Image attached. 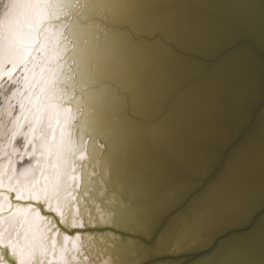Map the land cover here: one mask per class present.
Listing matches in <instances>:
<instances>
[{
	"label": "bare ground",
	"instance_id": "bare-ground-1",
	"mask_svg": "<svg viewBox=\"0 0 264 264\" xmlns=\"http://www.w3.org/2000/svg\"><path fill=\"white\" fill-rule=\"evenodd\" d=\"M128 1L50 0V2L59 5V8L54 10L58 13L59 18L52 21V24L55 25L53 39H55V33L57 32L61 36V45L59 46L61 54L58 60L53 63L63 65V68L60 70L61 86L58 89L62 95L57 99L64 102L73 100V110H71V106H68L66 108H59L60 111L53 113L51 107L54 103H51V100L47 107L40 106L42 114L39 115V123L37 124V106L34 103H29L28 108L31 111L28 114L27 120L21 119V126L16 127V118L20 116V111L17 115L12 112L11 117H9L8 109L9 104L13 106H17L18 104L17 107L20 109L19 101L22 97L19 95L13 97V93L17 89L23 93L24 97L30 94L24 90L23 68L21 66L17 69L20 73L18 74V81L15 80V84L12 85V88L15 89L3 98L4 93L8 94V90L6 89L9 85L1 82L2 80L5 81L4 78L7 76H0V94L2 95H0V136L8 138L9 142H11L5 144L4 142H0V180H3L0 188H11L13 192H21L23 196L22 204L28 200L29 190H37L38 195L36 197L39 200L42 189L46 188V186H48L47 191L49 188L50 190L57 189L59 197L54 201V207L59 208L57 207V200H59V203L62 204V209H59L60 212L63 214V210L66 208V215H63L68 217L66 224L63 225L65 229L57 225V251L59 249V241H62L63 235H68L70 237L68 246L72 247L73 242H75L76 247L79 249L76 264H80L83 257H85L84 264H94L93 258L96 264H139L145 258L146 253L142 252L140 256H136V244H134L133 240L125 239L122 241L119 236L111 232L98 233L97 231H93V233H90L86 229V225L89 223L88 220L91 217V213H95L100 218L101 224L97 225L98 223L92 221V224H89L88 227L105 226L104 223L106 221L103 219V216L107 215V218H109L107 221L110 222L109 225L113 221L116 224L124 222L122 225L123 228L136 227L144 231L149 229V225L154 223L152 218L156 212L155 208L158 205V202H155L152 204V208L146 210L148 213L151 211L152 215H147L145 219L143 212H140L141 215H138L137 209L120 196L122 194L121 189H123L124 191L128 190L130 196L147 197L144 195L145 189L140 188V182H138L139 184L131 182V174L129 175L131 169L128 168L129 154L127 148L121 149V147L127 141L134 143L139 133L141 132L140 134H142V130L146 126H148L146 128L147 134H151L149 140L152 143V137L159 123L158 121L157 127L150 124L145 126L142 124L139 128L133 130L137 122L133 124L134 126H129L131 125L129 121L132 120L127 115V111L133 115H141L139 113L141 110L147 111L146 116L147 114L150 116L152 111L149 108V102L151 101L149 99L150 93L153 98L154 94L158 90L162 91L164 87L166 89L164 94L165 92H169V83L167 81L168 65L165 62H160L159 57H165L164 60H168L173 65V68L175 66L182 68L183 66H179L178 62H175L174 65V59L170 60L167 57L165 53L169 52L168 47H165L166 51L161 56L158 53H154L151 58L150 56H146L147 51L145 50V46L148 44L147 41L133 40L131 36H128V32L120 31L122 28L120 30L119 28H109L107 22L103 23V20L108 21L109 16V20L113 18L125 23H127V19H130V22L133 20L130 27L135 29V4L127 8L129 12H126L123 8V5ZM149 1L152 4L146 8L145 3ZM201 1L203 2L201 3ZM156 2H159L163 6H170L174 0H138L137 7L141 8L140 12L142 14L147 10L151 13L154 10L153 7ZM8 4L9 0H0V15L4 13ZM191 5H196V7L199 5V12L201 13L204 11H212L215 5H213V1L206 2V0H192L190 4L183 1L180 5L179 19L184 23V27L188 26L185 24V19L189 21L190 32H192L190 36H193V39H203L208 28V20H206L208 18L206 16H199V14L194 17L193 14L195 13ZM158 9V12H155L156 14L154 16L149 17L151 20H158L154 21L156 22V24L154 23L155 25L148 23V30L157 28L160 32H165L169 36L173 29L176 30V28H173V24L171 25V22L175 21L177 9ZM131 12L134 14H131ZM67 14L71 16H66ZM93 16H98L101 20L98 18L91 20L90 18ZM171 28L173 29L171 30ZM178 40L181 41L179 37ZM192 42L190 40L188 43L192 44ZM148 46L156 49V51L158 49L155 43ZM122 51H124L123 55L121 54ZM119 53L121 56H118V60H115L114 55ZM40 58L44 61L43 53L40 54ZM176 58L179 59L180 57ZM177 59L175 61H178ZM185 59L182 58V60ZM44 62L46 63V61ZM163 64L166 67L163 68ZM28 66L31 67V64ZM158 67L159 69H157ZM161 67L163 74L160 72ZM184 67L189 69L188 64ZM11 68V64H7L4 66V71H11ZM158 72L160 73L159 75ZM146 73L153 74L160 79L162 77V80L158 83L159 88L155 89V91L150 89L144 80L147 75ZM178 75L174 73L176 78L170 76L173 88L176 86L180 88L183 84ZM8 79L13 78L7 77L6 81H9ZM200 86H204V83L198 80L189 81L188 85L177 95L179 99L177 106L178 119L182 122L184 128H186L185 132L187 136L191 134L187 126L191 125V118L195 115L194 113H198L202 106V112L206 113L205 111L207 110V104L203 103L205 93L199 92ZM82 90L83 93L80 94ZM38 92L39 90L37 89ZM124 94H127V96H124ZM183 99L187 100L186 104H183ZM83 100H85L86 104H83ZM64 125L67 126L65 129L62 128ZM35 128L36 132L34 133L33 129ZM84 131H87V135L83 134ZM194 131H197V128ZM14 133H16L15 136H13ZM28 137H36L35 142L29 140ZM161 138L162 135L158 137V140L161 141ZM53 139L55 140L54 146L52 145ZM116 139L118 143H116ZM165 139L167 140L168 138L165 137ZM61 140L73 141V144L74 140H76L77 144H80V149L86 147V152L81 155L82 161L86 160L87 163L91 164L93 160L99 157L97 170L95 171L93 168V170L89 171L87 165V167L80 166L82 169L75 174L74 172L70 173L68 170L69 167L66 166L64 169H67V171H64L61 167L56 168V162L59 161H56V159H59L61 156L59 152ZM24 141H28L27 145L31 141V152L26 151V148L23 149L25 145ZM174 142H177V140H174ZM48 148L53 149L51 155H41ZM118 150H120V153ZM88 151H90L89 154L87 153ZM158 153L159 150L157 149L156 154L158 155ZM73 155L74 153L72 152ZM18 156L21 157L19 158ZM37 161H39V166L37 165ZM45 164L48 167H44ZM64 165L62 163L60 164V166ZM83 168H86L87 171ZM9 169H12L15 173L14 180L11 181V184L5 181L7 176H1L3 172ZM228 171V173L226 172L222 176V179L220 178L215 183L216 190L213 191L214 194L210 200L208 199L209 203L206 206H199L191 212L190 215H193V220L189 219L185 222L189 230L196 231L201 228L207 230L210 223L216 221V219L220 220V222L225 220L226 223H232L234 221H228L227 216L225 218L224 216L230 211L229 208H231L232 204L248 196L249 181L254 182L255 176L250 172L247 161L234 163ZM108 175L110 177L109 180L107 179ZM45 177L48 179L46 180ZM93 177L96 180H92L91 178ZM101 178L104 180H101ZM163 179H165V173ZM67 181L77 183L78 187L76 189H70L73 186H68L66 184ZM91 182L93 183V187L89 188ZM107 182L109 183L108 185L105 184ZM110 185L116 189L110 187ZM88 189L92 194H86L84 192ZM75 190L77 191L76 194L80 196L79 199L73 195ZM119 190L120 192H118ZM80 192H84V194L81 195L79 194ZM116 197L118 198L117 202L115 201ZM3 200L4 195L0 194V201ZM10 204H14V200L11 197L8 198L7 204L3 209H0V212L7 211V206ZM101 206L103 208H100ZM145 207H148V203H144ZM29 215L30 213L28 211L21 209L14 215H8L3 220H0V233H4L9 225L12 226L11 231L4 236V240L0 241V243H8L11 240H19L21 244L25 243L24 229L29 226L30 221L27 220ZM43 215L40 211V216ZM51 215L54 220H59L60 218L55 213ZM40 216L36 218L37 225L33 229V232L28 235L26 242L28 252H26V256L34 243L37 246L43 243L42 240H33V235L39 234L42 231L39 227L43 223ZM69 216L72 217L70 221ZM139 218H143L144 220H140ZM73 220L78 222L75 228L72 226ZM3 221L4 223H2ZM21 223H23V228H21ZM79 224H82L83 227H79ZM69 229L77 230L72 234V232L70 233L68 231ZM77 235L80 236V241H75V236ZM106 239L111 242L110 245H107L105 242ZM100 258L101 262H99ZM53 264H55V258H53Z\"/></svg>",
	"mask_w": 264,
	"mask_h": 264
},
{
	"label": "water",
	"instance_id": "water-1",
	"mask_svg": "<svg viewBox=\"0 0 264 264\" xmlns=\"http://www.w3.org/2000/svg\"><path fill=\"white\" fill-rule=\"evenodd\" d=\"M183 1L192 2L174 0L170 5L177 9L175 21L171 22L176 30L171 28V37L157 28L148 30V23L155 25L158 19L151 20L148 10L142 14L137 7L138 0L134 2V25L139 29L131 30L130 23L109 20L110 16L107 25L127 30L133 40H145L149 45L155 43L157 51L147 45L146 56L152 58L154 53L161 56L168 47L169 52L165 54L170 60L174 59V65L178 62L180 66L182 61L188 60L189 74L183 67L179 71L183 83L180 88H185L189 81L204 83L198 90L205 93L206 113L201 111L203 106L194 113L191 125L187 126L191 134L187 136L177 113L180 88H173L170 73L167 75L169 92L164 94V87L153 98L150 93V116L142 114V110L139 113L144 117L127 111L132 120L129 126L137 122L133 130L142 124L157 127L159 121L152 143L146 126L145 133L143 128L134 143L127 141L121 147L127 148L129 154L131 182H140L147 197L130 196L128 190L123 189L120 196L137 209L138 215L143 212L145 219L152 215L146 210L158 202L153 214L156 217L152 218L154 223L144 231L136 227L125 229L124 222L116 224L115 221L114 225L86 229L90 233L111 232L122 241L133 240L136 256L146 253L139 264H264V0H206L213 1L216 9L203 12L208 18L206 35L202 40L195 38L192 44L188 43L194 38L190 37L189 21L185 19L188 26L184 27L179 19ZM145 4L147 8L152 3ZM191 6L198 16L201 13L199 5ZM163 8L168 9V6ZM170 66L173 65L168 62V72ZM160 72L163 74L162 67ZM238 161H247L255 176L254 182L249 181V194L243 204V214L239 215L241 218L232 223H217L218 226L207 230H189L185 222L193 220L191 212L209 203L206 199L214 194L215 183ZM144 203H148V207L144 208ZM41 212L44 214V209ZM59 227L65 229L63 225ZM74 230L77 229L68 231ZM197 236L199 238L194 240ZM174 243L180 245L175 247Z\"/></svg>",
	"mask_w": 264,
	"mask_h": 264
},
{
	"label": "snow or ice",
	"instance_id": "snow-or-ice-1",
	"mask_svg": "<svg viewBox=\"0 0 264 264\" xmlns=\"http://www.w3.org/2000/svg\"><path fill=\"white\" fill-rule=\"evenodd\" d=\"M59 5L50 2V0H9L8 7L4 13L0 15V76L8 75L9 77L18 68L23 66L24 90L30 94L24 97L23 93L17 89L13 93V97L21 96L19 101L20 116L16 118V127H20L21 119L27 120L31 109L28 108L29 103L37 106L38 117L36 123H39V115H41L40 106L47 107L49 101L55 100L62 95L58 91L61 86L60 70L62 64L53 63L58 60L61 54V36L55 33L53 39L55 25L52 21L58 19V13L54 10ZM51 17V18H50ZM51 25V26H49ZM35 53V55H33ZM44 54V61L41 60L40 54ZM11 64V71H4V66ZM31 64V67L28 65ZM37 89L39 92L37 93ZM44 98V99H42ZM14 106L9 104L8 115L11 117V109ZM56 111H60L59 108ZM35 132V129H33ZM16 133L13 134L15 136ZM31 143V141H29ZM63 144V140L60 142ZM60 153L64 154V149H60ZM35 154V153H33ZM41 155H51V148H48ZM39 166V161H37ZM44 167H48L47 164ZM59 168V164L55 165ZM27 171V169H25ZM67 171V169H64ZM43 175V173H42ZM47 180L48 178L45 177ZM67 179V178H66ZM3 181L0 180V184ZM11 184V179H9ZM47 187L38 200L35 193L30 191L29 198L23 202L21 192H13L11 188H0V194L4 195V200L0 201V209L7 204V200L11 197L14 204L7 206V211L0 212V220L8 215H14L21 209L30 213L27 218L30 221L29 226L24 229L25 243L21 244L19 240H11L8 243H0V264H76L79 249L73 242L69 247L70 237L63 235L62 241H59V249L57 251V225H65L68 217L64 216L59 208L51 205V200L56 197L55 189L48 194ZM41 209L45 214L40 216ZM55 213L59 216V220H54L52 215ZM40 216L43 223L39 226L41 233L33 235V240H42L43 243L32 245L28 255L27 238L36 227V218ZM78 222L73 220L72 226L77 227ZM79 227H83L79 224ZM12 226L9 225L4 233H0V241L4 240V236L11 231ZM23 228V223H21ZM18 235V232H17ZM75 241H80V236H75ZM85 257L82 258L80 264H84Z\"/></svg>",
	"mask_w": 264,
	"mask_h": 264
},
{
	"label": "rangeland",
	"instance_id": "rangeland-1",
	"mask_svg": "<svg viewBox=\"0 0 264 264\" xmlns=\"http://www.w3.org/2000/svg\"><path fill=\"white\" fill-rule=\"evenodd\" d=\"M134 2H135V0H129L126 4H125V7H124V10H126V12H129V10H127V8H130V6H132L133 4H134ZM160 5V6H159ZM154 8V10L150 13V16H154V13L155 12H158V8H162V10H165L164 8H163V5L162 4H159V2H156V4H155V6L153 7ZM168 8H170V6H168ZM195 8V7H194ZM202 10V9H201ZM123 12V11H122ZM133 12H131V14H132ZM153 13V14H152ZM134 14V13H133ZM152 14V15H151ZM203 14V15H202ZM59 15H61V14H59ZM126 15H130V14H126ZM194 15V17H195V14H193ZM66 16H71L70 14H67ZM199 16H204V13H199ZM86 18H87V16H86ZM99 19V20H101L100 19V17H98V16H93L92 18H90L91 20H93V19ZM105 22H107L106 20L104 21L103 20V23H105ZM126 22L127 23H130L131 24V22H130V19H127L126 20ZM137 29H139V28H135V29H131V30H137ZM121 32H127V30H124L123 28L120 30ZM174 33V32H173ZM171 34L172 33H170L169 34V36L171 37ZM128 36H131V34L129 35V33H128ZM191 37V36H190ZM190 40H194V39H191L190 38ZM147 45H149V44H147ZM146 45V46H147ZM145 46V47H146ZM123 53H124V51H122L121 52V54L123 55ZM121 54L119 53V54H115L114 55V57H115V60H118V56L120 57L121 56ZM165 57H159V61L160 62H165ZM168 60L165 62L166 63V65H168ZM187 64L189 63V62H186ZM177 64V63H176ZM186 64V65H187ZM180 66H183V69L185 70V73L186 74H189V71L187 70L188 68H185L184 66H185V62L184 61H182V65H180ZM222 66H223V64H222ZM170 67H172L171 68V71L169 70V72H167L168 74L170 73V75L173 77V78H176L175 76H174V73H177V74H179V71L180 70H182V68H177V66H175V68H173V66H170ZM22 68H23V66H22ZM20 73V71L19 70H17V72L16 73H14L12 76H10V78H13V79H8L9 81H6V79H7V77H9L8 75H6L7 77H5L4 79H5V81L4 80H2L1 82H5V84H7V85H9L8 87H7V89L6 90H8V94L7 93H4L3 94V96H2V98L4 97V96H8L10 93H11V91L12 90H14L15 88H12V85L13 84H15V80H17L18 81V74ZM152 73V72H151ZM147 75H146V77L144 78V80L147 82V85H148V87L150 88V89H152V90H154L155 91V89H157V88H159V82H160V78H158V77H155L153 74H148V73H146ZM155 75H156V73H154ZM14 75H15V78H14ZM16 75H17V77H16ZM181 75V73L178 75V76H180ZM191 75V74H190ZM181 78V77H180ZM157 83V84H156ZM179 89V87H175L174 89ZM184 88H181L178 92H177V95L180 93V92H182V90H183ZM5 90V91H6ZM81 93H83V90L82 91H80V94ZM0 96V97H1ZM121 96V95H120ZM124 96H127V94H124ZM60 97H58V99H59ZM58 99H55V100H52L51 101V103H54V105L51 107V111L53 112V113H56V109L57 108H63V107H68V106H71L70 108H71V110H73L74 108L72 107V104H74V101L73 100H68V101H62V100H58ZM2 100V99H1ZM80 100V99H79ZM127 101V100H126ZM83 102V104H86V102H85V100H83L82 101ZM187 103V100H185V99H183V104H186ZM17 106H18V104H17ZM16 105L12 108L13 110H12V112L15 114V115H17L18 113H19V111H20V109H18V107H17ZM144 112V113H143ZM147 113V111H142V114H146ZM141 114V115H142ZM128 115V114H127ZM67 126L66 125H64V126H62V128H66ZM35 132H36V128H35ZM34 132V133H35ZM83 134L84 135H87V131H84L83 132ZM65 135V134H64ZM63 135V136H64ZM111 136V135H110ZM29 138V140H33L34 142H35V138H32V137H28ZM111 138H112V136H111ZM0 142L1 143H3L4 142V144L5 143H8L9 142V140H8V138H5V137H3V136H0ZM25 142V141H24ZM27 142L28 141H26L24 144V148L23 149H25L26 148V151H28V152H31L32 151V143H29L28 145H27ZM9 143H11V142H9ZM116 143H118V140L116 139ZM54 144H55V140L53 139V143H52V145L54 146ZM16 145H18V143H16ZM13 147V146H12ZM61 148H63L64 149V154L62 155L61 153H60V157H59V159H56V161L57 160H59V161H57L56 163L57 164H59V166H60V164L62 163V164H65L64 166H60L61 167V169H64V167L66 166V167H69V171H70V173H72V172H74L75 174H77L78 172H80V170L82 169L81 167H83V166H88V170L90 171V170H93V168L95 169V171L97 170V162L99 161V157L98 158H96V160H93L92 161V163L91 164H89V163H87V161L86 160H81L82 158H81V155L83 154V153H85L86 152V147H84V149H80V144H77V141L76 140H74V144H73V141H63V144H61L60 143V145H59V152H60V149ZM53 152V149H51V153ZM72 152L74 153V155L72 156ZM88 154L90 153V151H88L87 152ZM22 155V154H21ZM19 158L21 157V156H18ZM72 157V158H71ZM48 158V157H47ZM81 166V167H80ZM86 166V167H87ZM85 171H87V169L86 168H83ZM9 171V172H8ZM8 171H6V172H3L2 174H1V176H7V178L5 179V181L9 184V179H11V181L12 180H14V175H15V173H14V171L12 170V169H9ZM229 171H227V173H228ZM10 173V174H9ZM86 177V176H85ZM87 177H88V174H87ZM108 178V180L110 179V177H109V175L107 176ZM103 178V177H102ZM101 178V180H104V179H102ZM92 180H96L94 177L93 178H91ZM90 180V179H89ZM3 181V180H2ZM3 184V183H2ZM2 184H0L1 186H2ZM66 184L68 185V186H73L72 188H70V189H76L77 187H78V185H77V183H71V181H67L66 182ZM106 185H108L109 183L107 182V183H105ZM90 187L89 188H92L93 187V183L91 182V184L89 185ZM110 187H113V186H111L110 185ZM109 188V187H108ZM114 189H116L115 187H114ZM113 189V190H114ZM44 190H45V188H43L42 189V193L44 192ZM52 191H53V189L52 190H50V188H49V190H48V194H51L52 193ZM32 193H35L36 194V196L38 195V192H37V190H35V191H31ZM55 192H56V197L55 198H53L52 200H51V205L52 206H54V201H56V199H58V197H59V194H58V190L57 189H55ZM76 190L73 192V195L74 196H76V198L77 199H79L80 198V196H78L77 194H76ZM86 194H92L90 191H89V189L88 190H86V191H84ZM84 192H80L79 194H84ZM113 192V191H112ZM29 193H30V191H29ZM41 193V194H42ZM30 195V194H29ZM247 197L248 196H246L245 198H242V199H240V201L239 202H237V203H234V204H232V206H231V208H229L230 209V211L224 216V218L227 216V220L228 221H232V220H238V219H240L241 218V216H242V214H243V204H245V202H246V199H247ZM40 198H41V195H40ZM210 198L211 197H209V198H207L206 200H210ZM117 197H116V199H115V201L117 202ZM57 202H58V204H57V207H59V209L61 210L62 209V204H60L59 202V200H57ZM100 208H103L102 206L100 207ZM93 209V208H92ZM66 208H64V210H63V214L64 215H66ZM70 212V211H69ZM242 213V214H241ZM43 214V213H42ZM45 214V213H44ZM73 214H74V212H73ZM239 215H241V216H239ZM239 216V217H238ZM105 217V218H104ZM72 217L71 216H69V221L70 220H72L71 219ZM103 219L106 221L105 223H104V225L106 226L107 224L109 225L110 224V222L109 221H107L109 218H107V215H104L103 216ZM89 223L86 225L87 227L89 226V224H92V221L93 222H95V223H98L97 225H100L101 224V221H100V218L98 217V215H96L95 213H91V217L89 218ZM225 221V220H224ZM114 222V221H113ZM113 222H112V225H114L113 224ZM226 222V221H225ZM2 223H4V221L2 222ZM217 223H219V224H223V222H220V220H217L216 219V221H214V222H211L210 223V226L209 227H211V226H218V224ZM42 224V223H41ZM40 224V225H41ZM36 225H37V222H36ZM174 225V222L170 225V227L171 226H173ZM59 226V225H58ZM125 229H128V228H125ZM131 229V228H130ZM75 232V230L72 232V234ZM197 238H199L198 236L197 237H194L193 239L194 240H196ZM256 239V238H255ZM105 242L107 243V245H110V243L111 242H109V240L108 239H106L105 240ZM174 245H175V247H177V245H180L179 243H174ZM173 245V246H174ZM183 245H185V243L183 244ZM179 247H181V246H179ZM106 249V248H105ZM80 258H81V256H80ZM93 262H94V264H96L95 263V260H94V258H93ZM99 262H101V258H100V261Z\"/></svg>",
	"mask_w": 264,
	"mask_h": 264
}]
</instances>
